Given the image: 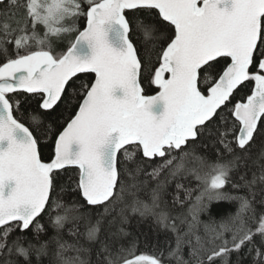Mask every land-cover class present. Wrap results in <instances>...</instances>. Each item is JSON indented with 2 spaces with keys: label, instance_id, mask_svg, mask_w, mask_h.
<instances>
[{
  "label": "snow or ice",
  "instance_id": "snow-or-ice-1",
  "mask_svg": "<svg viewBox=\"0 0 264 264\" xmlns=\"http://www.w3.org/2000/svg\"><path fill=\"white\" fill-rule=\"evenodd\" d=\"M45 260L264 264V0H0V264Z\"/></svg>",
  "mask_w": 264,
  "mask_h": 264
},
{
  "label": "trees",
  "instance_id": "trees-1",
  "mask_svg": "<svg viewBox=\"0 0 264 264\" xmlns=\"http://www.w3.org/2000/svg\"><path fill=\"white\" fill-rule=\"evenodd\" d=\"M79 23H80V26L82 27L83 24H84V20L81 19L79 21ZM65 48L66 47H63L62 49H65ZM86 78H89V77H86L85 75L81 74V79H86ZM49 157H50L49 149L44 148L43 149V158L45 160H48ZM59 183H63V181H59ZM56 191H57V193H59V188H57ZM70 192H71V187L66 186V192L64 194H62L66 200H67L68 194ZM54 198H55V194H54ZM234 210H235V205L234 204H229V203H226V202H221L219 204L214 203L211 206V213L217 219H219V215H218L219 212L227 213L229 211H234ZM201 218L204 219V220H207L208 219V214H202ZM131 230L133 231L134 234H136V229L133 228ZM139 231L143 232V231H147V229L145 227H141L139 229ZM16 234L17 233H14L13 236H15ZM11 238L12 237H10V239ZM139 239H140V245H139V248L137 250V254H139V253H149V254H151L153 252V248H152L151 245H152V243H155L156 237H150V241L148 243L144 242V237L143 236H140ZM159 240L161 242L164 240V235L163 234L160 235ZM161 246H163V245L161 244ZM45 264H47V260H45ZM166 264H167V262H166Z\"/></svg>",
  "mask_w": 264,
  "mask_h": 264
},
{
  "label": "rangeland",
  "instance_id": "rangeland-1",
  "mask_svg": "<svg viewBox=\"0 0 264 264\" xmlns=\"http://www.w3.org/2000/svg\"><path fill=\"white\" fill-rule=\"evenodd\" d=\"M79 23V22H78ZM80 24V23H79ZM66 45H67V40H65L63 43H61L60 45H59V49H62L63 47H66Z\"/></svg>",
  "mask_w": 264,
  "mask_h": 264
},
{
  "label": "water",
  "instance_id": "water-1",
  "mask_svg": "<svg viewBox=\"0 0 264 264\" xmlns=\"http://www.w3.org/2000/svg\"><path fill=\"white\" fill-rule=\"evenodd\" d=\"M84 23H85V21H84ZM83 26H84V24H83ZM83 26H82V27H83ZM82 27H81V28H82Z\"/></svg>",
  "mask_w": 264,
  "mask_h": 264
}]
</instances>
